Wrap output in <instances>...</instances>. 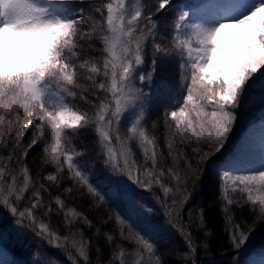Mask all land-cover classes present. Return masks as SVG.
<instances>
[{
  "label": "snow or ice",
  "instance_id": "obj_1",
  "mask_svg": "<svg viewBox=\"0 0 264 264\" xmlns=\"http://www.w3.org/2000/svg\"><path fill=\"white\" fill-rule=\"evenodd\" d=\"M71 4L0 0V146L14 141L13 153L18 150L0 152V206L17 224L27 222L48 247L73 249L69 264H93L84 229L103 241L94 249L95 264H165L168 257L198 264L189 229L211 233L202 209L183 222L185 205L205 170L217 164L211 158L225 149L248 89H264V0H207L195 9L183 0H156L154 6L96 0L87 12ZM159 12L164 16L154 19ZM165 18L169 24L162 26ZM149 49L151 65L143 71ZM158 59L175 63L180 74L163 113V149L146 107ZM89 132L103 158L104 182L91 176L82 164L85 154L73 146L74 138ZM26 133L30 138L22 145ZM37 145L44 153L37 178L47 184L36 182L28 164ZM236 167L220 166L217 175L229 244L240 249L264 223V162L243 174ZM137 189L162 200L166 219L159 226L151 224L153 210ZM77 193L98 210L109 202L123 210L95 222L75 208L65 211L66 199ZM232 205L247 207L251 222L234 219ZM52 214H62L67 234L53 229ZM110 222L116 228L102 231ZM173 230L187 252L161 250ZM48 264L63 261L51 255Z\"/></svg>",
  "mask_w": 264,
  "mask_h": 264
},
{
  "label": "trees",
  "instance_id": "obj_2",
  "mask_svg": "<svg viewBox=\"0 0 264 264\" xmlns=\"http://www.w3.org/2000/svg\"><path fill=\"white\" fill-rule=\"evenodd\" d=\"M92 2H96V0H72L71 7L73 9H82L85 12L89 11V4ZM144 2L150 6H154L156 0H144ZM172 13H168V16H171ZM164 15L155 13L154 18L159 19ZM161 24L167 25L169 21L167 18L161 20ZM163 32V27L161 28ZM166 35V33H165ZM98 55V53H97ZM150 55V49H149ZM148 55V56H149ZM146 57L147 63L149 66L151 65V58ZM157 74L160 78L169 79L167 81L169 83V89L172 91V88L176 86L180 82V74L177 69V65L172 62H167L164 69H157ZM162 75V76H161ZM84 82V81H82ZM86 83V82H84ZM165 105H155L154 103L150 106L151 112V120L150 122H154L157 124V128L155 129L156 133L159 135V143L161 148L164 147V134L165 128L163 125V113ZM91 114L92 110L89 109ZM151 126V125H150ZM31 130H29L30 132ZM29 134H25L23 141H21L22 145H26L29 140ZM14 141H9L7 147L0 146V152H3L5 156L8 154L18 155V150L13 153L12 144ZM73 146L78 150L83 152L85 155L81 158L82 164H84L89 173L92 174L93 178L98 181L99 178L103 179V158L97 154V148L95 146V137L92 133H87L81 136L74 138ZM220 156V153H217L211 159H217ZM44 153L42 151L41 145H37L32 151L29 152L27 157L29 167L32 170V174L37 183L47 182L42 179H38V170L41 165V161L43 160ZM165 157L169 166H171V159L167 157V153H165ZM44 172L52 171L50 166H44ZM67 182H65L66 184ZM192 185H189L191 188ZM50 191L53 195L59 194V190L52 186ZM143 194L146 198V202L149 204L150 208L153 210L151 213V224L153 226H159L165 219V209L163 207L162 200L161 201H153L152 193H144L143 191H138ZM47 199V193L44 194ZM156 196H160V192L156 190ZM63 198V197H62ZM66 209L75 208L78 212H82L85 215L89 216L90 219H93L94 222L100 217H107L109 214H116L117 209L111 203L108 204L103 210H98L94 207V205L90 202V199L86 195H80L77 193L74 199H66ZM225 202L222 200V191L220 188V180L217 175V171L207 168L205 173L200 179L197 181V189L194 192L192 198H190L187 205H185L184 210V219L183 222L185 224L188 223V213H191L193 218L197 216V214L202 209L204 212V217L206 221L207 231L211 233L210 237H205L204 230H198L195 227H190V231L193 234L194 241L197 246L196 251V259L198 264H240L244 259L245 255L244 251L248 250V254L256 253L263 254L264 253V236L255 240L254 243H251L250 246H243L240 249H234L229 244L228 234L226 232V215L224 211ZM231 214L234 219L240 221H246L248 223L251 222L252 216L247 207L240 209L236 205L231 206ZM48 222V218L41 217ZM62 220V214H52L51 216V226L54 230H59L61 234H67V231L64 229L63 225L60 223ZM26 225L27 222H26ZM110 227L105 226L102 228V231L112 232L113 229L116 228L114 223L110 222ZM30 230L32 228L28 226ZM85 237L91 241V251L90 257L95 264L96 256H95V247L97 244H100L103 247V241L97 240L94 237V231L84 229ZM264 233V223H258L253 229L252 233ZM42 243L41 246H36L31 244L25 248H15L12 249L13 253V261L12 264H33L31 263L32 256L36 253L38 259L40 260V264H48V260L51 255H56L57 257L62 254L63 264H69L67 259V253H72L73 256L76 255L75 251L70 247L66 249H54L50 250L47 242L40 239ZM207 243L208 247L204 248L203 244ZM43 247V248H42ZM169 249L173 251H179L181 253L187 252V248L185 246L184 240L179 234L173 230V232L168 233L167 238L162 242V251H168ZM251 249V251H249ZM108 256V250L105 249V257L106 260ZM59 258V257H58ZM165 264H190L187 260V257L184 260H179L175 257H168L165 260Z\"/></svg>",
  "mask_w": 264,
  "mask_h": 264
},
{
  "label": "rangeland",
  "instance_id": "obj_3",
  "mask_svg": "<svg viewBox=\"0 0 264 264\" xmlns=\"http://www.w3.org/2000/svg\"><path fill=\"white\" fill-rule=\"evenodd\" d=\"M173 2L176 3L177 0H173ZM183 2L190 3L195 9V7L206 3L207 0H183ZM168 7H171V5ZM164 11L167 12V9ZM159 14L164 15V12H159ZM161 25L163 26L164 24ZM148 57L151 58V54ZM166 64L167 62L161 63L158 59L157 69H164ZM149 68V63L146 61L142 70L148 71ZM159 76L156 70L152 82V87L155 91L150 98L146 99V107L150 120L151 112L149 109L153 103L155 105H165L166 107L169 105V94L171 92L169 83L167 82L169 79H165L167 80L165 81L163 77L160 78ZM162 81L165 83L161 84ZM144 87L147 89L148 86L144 85ZM236 116L237 120L226 143L225 149L220 152V156L217 159H214L217 161V164L211 169L215 171H217V168L220 166L229 167L231 162H235L237 167L234 170L243 174L244 172L254 171L260 168L262 162H264V89L259 87L248 89L246 98L243 100L241 107L236 109ZM253 152L255 160H252ZM137 158H139V156H137ZM98 182L104 181L99 178ZM137 191L144 192L143 189H137ZM153 201L156 200L153 199ZM109 203L114 205L118 213L122 212V205L113 204L112 202ZM142 203L145 208H150L147 202L142 201ZM16 220L17 217L12 216L6 208L0 206V264H12V249L25 248L31 244L39 247L44 244L40 241V238L36 237L33 231L29 229L26 222L24 225H19L16 223ZM263 236L264 233H251L250 241L247 243L246 247ZM54 249L55 248H50V250ZM249 251H251V249H249ZM248 253V250L244 251L246 255L240 264H255V259L264 262V253ZM58 257L59 260L63 259L62 255ZM37 260L39 259L35 253L31 258V263L36 264Z\"/></svg>",
  "mask_w": 264,
  "mask_h": 264
},
{
  "label": "bare ground",
  "instance_id": "obj_4",
  "mask_svg": "<svg viewBox=\"0 0 264 264\" xmlns=\"http://www.w3.org/2000/svg\"><path fill=\"white\" fill-rule=\"evenodd\" d=\"M252 160H255V158H254V152H253V154H252ZM256 261H255V264H264V262L263 261H257V259H255Z\"/></svg>",
  "mask_w": 264,
  "mask_h": 264
}]
</instances>
